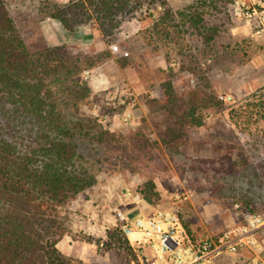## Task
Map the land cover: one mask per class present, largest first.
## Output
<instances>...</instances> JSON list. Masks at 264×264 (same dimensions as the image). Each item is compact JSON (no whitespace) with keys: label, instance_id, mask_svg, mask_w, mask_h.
Returning <instances> with one entry per match:
<instances>
[{"label":"rangeland","instance_id":"374dc122","mask_svg":"<svg viewBox=\"0 0 264 264\" xmlns=\"http://www.w3.org/2000/svg\"><path fill=\"white\" fill-rule=\"evenodd\" d=\"M69 1L4 0L31 52L61 46V57L82 65L78 84L67 81L59 102L72 121H91L95 131L76 141L94 164L96 183L67 205L70 232L60 241L73 248L64 254L80 264H121L123 254L103 245L116 208L175 211L194 238L242 226L245 212L264 219V108L258 113L254 100L264 95L259 26L234 16L212 45L188 36L153 47L147 30L164 9L156 6L126 17L121 40L106 44L95 23L69 32L50 17ZM166 1L177 10L194 0ZM86 27L104 48L77 35ZM255 238L256 246L220 256V264H264V225ZM132 246L140 264H149V247Z\"/></svg>","mask_w":264,"mask_h":264},{"label":"trees","instance_id":"16d2710c","mask_svg":"<svg viewBox=\"0 0 264 264\" xmlns=\"http://www.w3.org/2000/svg\"><path fill=\"white\" fill-rule=\"evenodd\" d=\"M234 1L194 0L174 10L166 0H70L50 17L69 32L95 23L106 44H114L122 38L126 17L162 6L147 30L148 45H170L188 36L212 45L232 25ZM61 50L31 52L0 0V264H80L57 245L70 232L67 205L96 183L94 164L76 141L77 134L95 130L88 118L69 119L70 108L59 102L67 81L78 84L82 70L78 60L61 57ZM263 96L254 99L258 113ZM103 245L123 254L121 264H140L118 227Z\"/></svg>","mask_w":264,"mask_h":264},{"label":"built area","instance_id":"2783aa9c","mask_svg":"<svg viewBox=\"0 0 264 264\" xmlns=\"http://www.w3.org/2000/svg\"><path fill=\"white\" fill-rule=\"evenodd\" d=\"M161 7H158L160 10ZM234 14L239 20L257 24L256 34L264 32V0H235ZM111 48L117 51V46ZM128 56V53H124ZM207 62H211L208 59ZM193 82V80H192ZM222 100L231 96L221 95ZM126 113L124 120H130ZM115 227H118L130 244L142 243L151 251L149 264H217V258L236 254L241 248L257 245L256 232L264 225L257 214L244 213L245 224L236 226L217 236L194 238L183 227L177 213L159 209L152 215L133 217L127 209H115Z\"/></svg>","mask_w":264,"mask_h":264},{"label":"crops","instance_id":"0c3cea01","mask_svg":"<svg viewBox=\"0 0 264 264\" xmlns=\"http://www.w3.org/2000/svg\"><path fill=\"white\" fill-rule=\"evenodd\" d=\"M151 22H147L146 24H141L140 25V29H143L144 27L150 25ZM77 35L80 36L82 39H85L86 42H95L97 41L99 45H101V47H105L104 45V42L102 39H100L99 35L96 33V32H91L89 30H87V27H86V30L84 28H81V30L77 31ZM53 40L55 38H52ZM128 212L131 213V215L133 217L139 215L140 213H142V210H135V209H127ZM58 248L65 254L67 255H70L72 254V248H73V245H71L68 240L66 239H63L62 241H60V243L58 244ZM222 257V256H221ZM219 257L218 261H217V264H220L223 260V258Z\"/></svg>","mask_w":264,"mask_h":264}]
</instances>
